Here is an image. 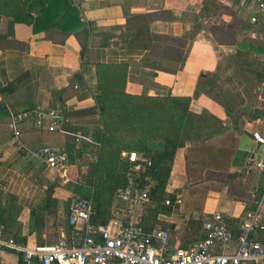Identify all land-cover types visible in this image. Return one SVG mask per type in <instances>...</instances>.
<instances>
[{
  "label": "crops",
  "instance_id": "0c3cea01",
  "mask_svg": "<svg viewBox=\"0 0 264 264\" xmlns=\"http://www.w3.org/2000/svg\"><path fill=\"white\" fill-rule=\"evenodd\" d=\"M255 10L253 0H85L82 12L77 10L83 25L70 24L67 30H33L0 14V224L5 236L32 246L55 243L68 233L69 199L79 195L77 185L86 183L87 153L97 149L81 150L71 134L38 128L30 119L21 125L17 146L7 126L11 114L35 105L60 107L70 121L67 130H94L101 126L96 66L126 64L127 93L190 97L189 110L197 116L194 131L201 137L187 139L174 153L165 188L170 205L129 206L112 196L110 219L138 221L145 231L168 230L174 249L202 238L204 218L221 213L233 230L232 250L248 212L257 210L264 220V166L252 161L259 152L252 132L264 135V66H256L261 86L253 98L241 84L242 64L235 58L264 57L238 50L244 37L264 41L263 20L249 22ZM131 34L137 36L134 43ZM41 146L65 148L67 179L58 180L45 167L36 154ZM252 238L264 242V231ZM0 264L22 263L18 254L0 250Z\"/></svg>",
  "mask_w": 264,
  "mask_h": 264
},
{
  "label": "built area",
  "instance_id": "2783aa9c",
  "mask_svg": "<svg viewBox=\"0 0 264 264\" xmlns=\"http://www.w3.org/2000/svg\"><path fill=\"white\" fill-rule=\"evenodd\" d=\"M71 5L82 12L85 0H69ZM256 2L255 13L249 18L251 24L264 25V0ZM77 87V84H75ZM32 120L38 128L50 132L71 134L76 142L90 144L97 149L99 141L92 137L93 131H69L70 123L64 110L60 107L35 105L25 112L12 113L7 123L13 140L21 145V125ZM102 129L101 126L97 127ZM253 139L259 145V152L252 157L257 167L264 166V135L252 132ZM36 154L45 167L56 178L63 181L68 178L70 162L65 148L41 146ZM134 171H140L150 164V158L137 151L124 152ZM96 153H87L88 162H96ZM150 184L138 185L130 181L125 186L116 188L113 197L128 204L148 203L150 201ZM178 201V199L176 200ZM164 204L170 205L169 198ZM95 202L92 197L72 194L69 199L67 224L70 233H62L55 243L28 245L12 236H5V227L0 224V250H8L19 255L22 264H261L264 262V242L255 240L252 235L264 231V220L260 213L248 212L238 228L236 245L229 247L233 230L221 213H213L204 218L203 237L187 247L170 248V233L165 229L145 231L138 221L128 219L124 223L110 219L106 223L92 221ZM117 210H115L116 212ZM69 231V230H68ZM221 248L217 252L215 248Z\"/></svg>",
  "mask_w": 264,
  "mask_h": 264
},
{
  "label": "trees",
  "instance_id": "16d2710c",
  "mask_svg": "<svg viewBox=\"0 0 264 264\" xmlns=\"http://www.w3.org/2000/svg\"><path fill=\"white\" fill-rule=\"evenodd\" d=\"M78 13L69 0H0V14L11 16L14 21H25L33 26V30H67L70 24L79 28L83 24ZM131 36L134 43L137 36ZM238 50L264 53V41L244 37ZM96 76L98 93L95 101L102 129L95 128L92 137L101 146L95 149L97 161L88 162L91 167L86 183L77 185L74 192L92 197L95 202L92 221L106 223L110 219V204L116 188L130 181L138 185L149 183L150 201L157 204L164 201L176 149L187 139L201 135L194 131L193 118L197 116L189 110L190 97L127 93L126 64H98ZM154 140L165 142L162 152L147 149V144ZM82 146L81 150L93 148L90 144ZM123 150L137 151L149 157L151 162L136 172L127 158L122 157Z\"/></svg>",
  "mask_w": 264,
  "mask_h": 264
},
{
  "label": "rangeland",
  "instance_id": "374dc122",
  "mask_svg": "<svg viewBox=\"0 0 264 264\" xmlns=\"http://www.w3.org/2000/svg\"><path fill=\"white\" fill-rule=\"evenodd\" d=\"M235 58H236L237 63H239L240 65L242 64L241 65L242 66L241 67V75H242L241 81L242 82L241 81L240 82H241L242 86L247 91H249L250 94L254 98L256 96V93L260 92V90L257 89V88H259L258 86H261L260 85V79L258 77L256 78L258 72L255 71V69H256V66H260L262 64L264 66V57L260 58V56H257V55L253 56V55H248V54H238L237 56L235 55ZM229 61L234 62L235 60L233 58V61L232 60H229ZM245 82H248L249 84H245ZM254 90H255V93H253ZM129 171H131V169ZM88 177H89V174H88Z\"/></svg>",
  "mask_w": 264,
  "mask_h": 264
},
{
  "label": "water",
  "instance_id": "95a60500",
  "mask_svg": "<svg viewBox=\"0 0 264 264\" xmlns=\"http://www.w3.org/2000/svg\"><path fill=\"white\" fill-rule=\"evenodd\" d=\"M165 148V142L162 140H154L147 144V149L154 152H162Z\"/></svg>",
  "mask_w": 264,
  "mask_h": 264
}]
</instances>
